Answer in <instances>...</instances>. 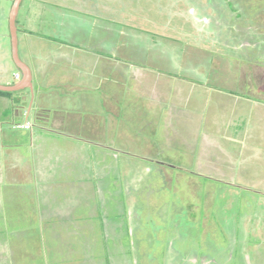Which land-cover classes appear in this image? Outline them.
<instances>
[{"label": "rangeland", "instance_id": "1", "mask_svg": "<svg viewBox=\"0 0 264 264\" xmlns=\"http://www.w3.org/2000/svg\"><path fill=\"white\" fill-rule=\"evenodd\" d=\"M18 22L35 81L0 98V264H264V0H25ZM34 100L52 134L17 127Z\"/></svg>", "mask_w": 264, "mask_h": 264}, {"label": "crops", "instance_id": "2", "mask_svg": "<svg viewBox=\"0 0 264 264\" xmlns=\"http://www.w3.org/2000/svg\"><path fill=\"white\" fill-rule=\"evenodd\" d=\"M32 35V34H31ZM32 37H34V35L32 36ZM33 78H34V75H33ZM35 81V79H33V82ZM142 94V93H141ZM34 96H33V98H35V93L33 94ZM143 96L145 95V97H147V95L146 94H142ZM41 96H42V94H41ZM4 100H7V99H4ZM8 101V100H7ZM35 101L36 100H34V102H33V105H32V107H33V111L32 110H29V112H25V115H24V117H23V120H24V122H25V124L24 125H22V126H26V125H28V124H30L31 125V129L30 130H32V129H36V130H38V131H40L41 132V134H42V132H44V133H48V134H52L54 131L53 130H50V129H48L47 127H45V126H47L46 125V122L45 121H43V118H45L44 116H43V114L44 115H46V113H48V112H50V114H53V112L52 111H47L45 108H43L42 107V105H43V102L41 101L40 103H39V105H38V108L36 107L35 108ZM31 109V108H30ZM36 109V110H35ZM34 110L36 111L35 112V114H33V112H34ZM17 111V110H16ZM16 111H15V114L16 115H19V114H22V113H16ZM18 111H19V109H18ZM69 111V110H68ZM68 111H66V112H64V110L63 109H61V111H59V112H57V113H65V114H67V112ZM20 112V111H19ZM37 114H39V115H37ZM17 120V119H16ZM37 120H38V123L39 124H37L36 122H37ZM17 121H19V120H17ZM17 121H14V122H17ZM12 121L10 120H8V122L7 123H5V124H7L8 126H11L12 124ZM12 127V126H11ZM15 127V126H14ZM18 127V126H17ZM24 130H26V129H24ZM30 130H27V131H30ZM53 131V132H52ZM49 138V135H46V136H41L40 137V142L42 143V142H44V143H48L49 142V140L50 139H48ZM35 141H37V143H40V142H38V138L36 137V135H34V138H32V140H31V143L30 144H35ZM6 145V144H5ZM6 147V146H5ZM7 148V147H6ZM79 150V149H78ZM80 150H82V149H80ZM71 151V150H70ZM70 151H67V153H66V155L68 156V154H71V152ZM1 152V151H0ZM43 153V154H45L44 153V149L43 150H41V148H40V150L38 151V153ZM6 156H8V160H9V162L10 163H8L7 164V166H10V167H12V171H15L16 169H19V164L21 163V161L24 159L23 157H22V154L21 153H19V150L17 149V146L15 145V146H11V148H9L8 149V151H6ZM39 160H41L39 163H38V166L37 167H39L38 168V171H41V175H40V177H42V176H44L45 174H44V170L45 169H48V166L45 164L46 162H48L47 160H46V158L45 157H39L38 158ZM69 160H71V157H69ZM66 163H67V160H66ZM42 165H45L44 167H45V169H43L42 170V168H44V167H40V166H42ZM51 169V168H50ZM46 176V175H45ZM44 176V177H45ZM41 179V178H40ZM40 181V180H39ZM40 183H44V181H40ZM234 184H236V183H234ZM44 185V184H43ZM47 189L48 190H51V187H50V183H48L47 184ZM45 191V190H44ZM65 218V217H64ZM77 236V235H76Z\"/></svg>", "mask_w": 264, "mask_h": 264}, {"label": "water", "instance_id": "3", "mask_svg": "<svg viewBox=\"0 0 264 264\" xmlns=\"http://www.w3.org/2000/svg\"><path fill=\"white\" fill-rule=\"evenodd\" d=\"M25 0H16L10 15V29L12 39V56L16 68L21 72L22 79L15 85H0V92L21 93L26 90L34 91L33 72L31 68L21 59L18 19Z\"/></svg>", "mask_w": 264, "mask_h": 264}, {"label": "trees", "instance_id": "4", "mask_svg": "<svg viewBox=\"0 0 264 264\" xmlns=\"http://www.w3.org/2000/svg\"><path fill=\"white\" fill-rule=\"evenodd\" d=\"M17 25H19V22H18ZM18 28H19V26H18ZM20 32L21 31H19V34H20ZM19 73H17V74H19ZM14 81H15V83L17 82L16 78L14 79ZM13 96H14V94H11V93H3V92H0V98H12Z\"/></svg>", "mask_w": 264, "mask_h": 264}, {"label": "built area", "instance_id": "5", "mask_svg": "<svg viewBox=\"0 0 264 264\" xmlns=\"http://www.w3.org/2000/svg\"><path fill=\"white\" fill-rule=\"evenodd\" d=\"M21 79V77H20V75H18L17 77H16V80L17 81H19ZM23 129H30L31 128V126L30 125H27V126H24V127H22Z\"/></svg>", "mask_w": 264, "mask_h": 264}, {"label": "clouds", "instance_id": "6", "mask_svg": "<svg viewBox=\"0 0 264 264\" xmlns=\"http://www.w3.org/2000/svg\"><path fill=\"white\" fill-rule=\"evenodd\" d=\"M18 75H20V77H21V79H22V74H21V72H20L19 74H16V75H15V78H16ZM21 79H20V80H21ZM20 80H19V81H20ZM19 81H17L16 83H18ZM28 125H30V124H28ZM26 126H27V125H26ZM30 126H31V125H30ZM22 127H24V126H18V128L23 129ZM31 128H32V127H31ZM31 128H30V129H31ZM30 129H29V130H30ZM26 130H28V129H26Z\"/></svg>", "mask_w": 264, "mask_h": 264}, {"label": "flooded vegetation", "instance_id": "7", "mask_svg": "<svg viewBox=\"0 0 264 264\" xmlns=\"http://www.w3.org/2000/svg\"><path fill=\"white\" fill-rule=\"evenodd\" d=\"M20 36V35H19ZM20 38V37H19ZM21 45V44H20ZM26 91H28V90H26ZM30 91V90H29ZM24 92V91H23Z\"/></svg>", "mask_w": 264, "mask_h": 264}]
</instances>
